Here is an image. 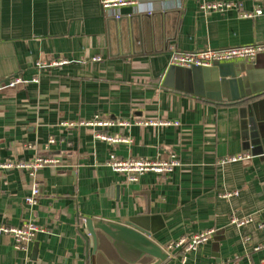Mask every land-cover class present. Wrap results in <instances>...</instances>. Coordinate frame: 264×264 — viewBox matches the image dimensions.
<instances>
[{"label":"crops","instance_id":"obj_1","mask_svg":"<svg viewBox=\"0 0 264 264\" xmlns=\"http://www.w3.org/2000/svg\"><path fill=\"white\" fill-rule=\"evenodd\" d=\"M208 1H232L240 8L205 12L198 1L185 0L176 11L154 1L123 7L117 18L101 0H0V81L25 80L0 90V157L59 159L35 175L0 169V227L33 219L46 229L28 250L17 249L13 235L0 232V264H77L86 219L126 223L142 216L152 218L151 239L166 251L182 237L216 230L185 264H264V159L245 150L242 139L248 120L242 109L252 102L235 100L236 84L193 91L167 64L173 49L264 43V15H241L264 0ZM40 61L64 63L38 68ZM236 66L261 72L255 91L264 87V52L255 63L238 60L204 70L227 81ZM258 109L264 115V104ZM96 118L114 124H87ZM160 120L181 124L145 123ZM111 153L159 160L176 155L181 165L170 173L147 172L132 183L107 164ZM239 153L252 157L219 163ZM35 182L41 195L30 205L26 197ZM225 191L239 195L224 198ZM233 215L252 221L239 227L231 223ZM114 252L122 264L136 256L126 247L115 246ZM168 253L164 264H179L180 249Z\"/></svg>","mask_w":264,"mask_h":264},{"label":"built area","instance_id":"obj_2","mask_svg":"<svg viewBox=\"0 0 264 264\" xmlns=\"http://www.w3.org/2000/svg\"><path fill=\"white\" fill-rule=\"evenodd\" d=\"M164 1V7L169 9H180L185 0H160ZM200 3V7L203 11H226L231 8H240V5L236 2H221V1H208V0H196ZM152 0H101V5L108 15L120 17L121 9L126 6L139 7L142 3H153ZM151 12V11H150ZM243 17L252 18L254 16L264 15V6L258 7L254 12H241ZM264 52V43H255L237 47H222V48H207L198 51H179L173 49L168 58V66L179 67L183 69H192L195 67L210 68L217 64L232 62L238 60L255 61L258 54ZM95 60H101V57H96ZM64 63L63 61H40L37 63L38 68H51L56 65ZM25 80L19 76H12L8 80L0 81V90L7 87H14L20 83H24ZM146 124L153 125H180L178 120H160L149 121ZM67 124V123H65ZM87 124L98 126H110L113 122L103 121L96 118L94 121ZM121 124H127L121 122ZM97 138L106 140L112 143H132V140L128 137L116 136L110 134H97ZM54 139L50 142L53 143ZM249 153H239L235 155L227 156L219 161L221 164L229 162H238L251 158ZM59 162V159L54 156L43 157L39 156L32 160L21 159H1L0 157V169H26L32 175H35L36 171L47 165H55ZM107 164L116 172L126 173L130 182L139 181L140 177L147 172L154 173H170L174 169L181 165L180 159L176 155H171L168 159H135V158H121L115 153H111ZM41 195V185L35 182L30 195L26 197V202L30 205H35L38 202V198ZM239 195L238 191H225L221 193L224 198H230L232 196ZM252 218H238L236 216L231 217V223L241 227L251 222ZM260 227H264V223L260 224ZM46 229L38 224L33 219L24 221L19 226L2 225L0 232L11 234L15 238V247L21 250H28L29 244L35 239L40 232H44ZM216 234L215 229H208L199 233H196L192 237H182L174 243H171L167 247V251H171L174 248L180 249L179 264H185L188 254L197 250L198 246L202 243L210 240ZM245 241H250V235H244ZM263 245L257 246L256 249L262 248Z\"/></svg>","mask_w":264,"mask_h":264},{"label":"water","instance_id":"obj_3","mask_svg":"<svg viewBox=\"0 0 264 264\" xmlns=\"http://www.w3.org/2000/svg\"><path fill=\"white\" fill-rule=\"evenodd\" d=\"M152 1L161 2L160 0ZM176 11L181 10L176 9ZM149 15L153 14L150 13ZM173 68L179 71L180 84L184 83L190 86L193 91L199 86H202L204 90H210L211 86L221 85V83L223 86L225 84L228 86L238 85L240 96L235 100L240 99L245 103L252 102L250 106L247 105V108L242 109V112L248 117L242 133L243 148L264 159V115L258 109L261 104H264V87L255 91V85L260 82L256 79L261 72L254 71L251 67L250 69L236 66L232 79L226 81L223 78L218 81L219 75L215 76L211 72L212 74L208 76L207 71L204 70L206 68ZM199 70L201 72H198ZM208 71L216 73L213 69ZM242 72H245L246 75H242ZM262 73H264V69ZM259 98L263 100L255 101ZM151 222L152 218L149 216L132 218L126 223L86 219V227L82 231L84 244L78 248L77 264H122L120 258L116 256V252H114L115 246L118 250H120V247H126L129 252L136 255L133 258L126 256L129 264L135 262L148 264L149 261L152 262L151 264H164L169 260L170 254L164 247L151 239V235L155 230L154 222ZM118 255L122 256V254ZM123 264L126 263L123 261Z\"/></svg>","mask_w":264,"mask_h":264}]
</instances>
